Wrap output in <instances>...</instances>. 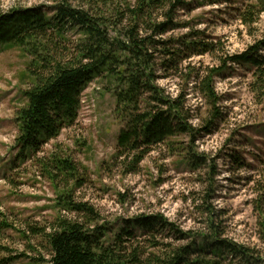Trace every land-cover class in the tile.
<instances>
[{
  "label": "clouds",
  "instance_id": "clouds-1",
  "mask_svg": "<svg viewBox=\"0 0 264 264\" xmlns=\"http://www.w3.org/2000/svg\"><path fill=\"white\" fill-rule=\"evenodd\" d=\"M175 3L164 0L138 18L129 9L138 8L140 0H0V46H8L5 35L14 40L43 31L52 42L45 54L53 64L45 77L56 81L61 74H75L70 87L54 89L46 105L49 125L33 133L35 140L54 137L49 145L60 144L56 151L72 162L74 171L57 182L59 189L53 187L69 202L57 209L58 219L43 237L24 240L14 238L13 230L0 233V244L10 249L0 250V257L23 252L12 264H35L40 256L41 264H56L51 241L74 226L78 238L69 237L71 246L87 253L93 264H174L182 249L191 254L214 248L226 250L224 258H216L220 264H264V129L244 127L264 124V0H185L195 11L178 6L174 23L199 19L176 31L156 32ZM14 9L21 11L9 15ZM72 9L104 17L103 37L75 22ZM136 25V40L165 41L193 32L185 43L213 47L203 56L183 59L184 49L176 44L178 66L173 68L161 67L167 57L157 54L154 66L144 70L156 78L145 74L130 92L128 81L120 82L110 70L129 64L134 69L128 53L113 45L128 44ZM26 62L8 67L5 57L0 87H17ZM89 67L94 71H85ZM130 97L133 102L126 103ZM22 124L13 132L0 130V168L27 149L17 139L24 135ZM68 134L72 140L83 137L91 151L71 140L68 151ZM201 156L206 160L197 159ZM254 196L260 199L246 208L240 204ZM27 216L35 219L28 212L11 221L16 230L27 233ZM243 249L251 251L245 255Z\"/></svg>",
  "mask_w": 264,
  "mask_h": 264
},
{
  "label": "trees",
  "instance_id": "trees-1",
  "mask_svg": "<svg viewBox=\"0 0 264 264\" xmlns=\"http://www.w3.org/2000/svg\"><path fill=\"white\" fill-rule=\"evenodd\" d=\"M102 2H107V0H102ZM164 0H140V6L136 9H129L133 15L143 16L146 13L148 8L153 6L162 5ZM185 3L183 0H176L175 4H172L167 19L162 21L160 24L155 26L156 32H169L175 23L173 21V16L175 14V9L178 6H183ZM16 11H21L19 9H14L9 12V15H13ZM70 14H74L73 19L75 22L81 24L88 29L90 34H95L96 36L103 37L104 33L100 29V24L104 22V17H90L86 13H78L77 10L72 9ZM122 16V14H120ZM139 25H136L129 32V43L125 44L123 41L114 43V47L128 53L131 60L134 62L133 65L129 64L127 67H121L119 72L113 68L111 69V74L117 76L120 82L128 81L130 85V92L134 89H138L140 86L141 78L147 74L156 78L154 72H145L144 70L149 69L154 66L155 61L157 60V53H160L164 56L170 57V61H163L161 64L162 67H165L167 62L173 64V60L177 57V52L172 51L168 44L165 41H154L151 37H147L143 40H136L134 36L137 32ZM155 34V33H154ZM63 35V32H61ZM4 39L5 45L0 46V50L5 47H18L22 52L27 54L29 57H33L27 64V76L30 81L28 88L24 91L25 104L17 111L16 121L17 125L22 124V130L24 131L23 136H18L17 139L24 142L27 145V149H22L23 158H31L37 165H39L42 174L47 176L49 180L59 189L58 181L61 178L67 179L70 174L74 171L73 164L70 160L62 159L60 154L57 151H52L49 154L40 156L39 158L34 159L37 153H45L44 147L48 145V141L54 139V137L42 138L40 140H35L33 133L39 129H42L49 125V120L46 111V105L50 98H53V91L57 86L68 88L71 86V81L73 79L74 73L61 74L56 81H53L50 77H45V73L49 72V69L53 67L52 60L50 59V53L45 54L49 51V45L52 43L45 32L43 31H33L32 33L23 34L17 36L14 40H9L5 35L2 37ZM186 48L194 50L199 55L207 53V51L212 48L210 45H203L202 43L191 42L183 43ZM149 47H155L157 49L156 53L149 52ZM204 48V51H200ZM67 51V48H65ZM202 52V53H201ZM113 63H119L121 65L126 64V61L114 60ZM59 71V69H57ZM85 71H94V68H86ZM119 100V98H117ZM134 97L128 98L125 102L132 103ZM56 135H59L57 131ZM194 140V139H193ZM192 140V142H193ZM125 142H127L125 140ZM199 160H205L204 157H197ZM11 184L14 183V180H11ZM77 186L80 185V182L77 181ZM69 197L66 195L59 196V206L61 204H67L69 202ZM65 211L67 209H64ZM58 216L54 219L57 220ZM63 223H67L64 221ZM3 213L0 211V232L11 228ZM46 227H38L35 225L28 224V231L34 237H43L46 231ZM77 229L72 226L67 228L64 232H61L59 237L54 238L51 241V246L57 250L56 264H93L92 258L84 252L74 249L71 246V240L69 237H76ZM23 238H27V233L20 231ZM214 243H219L216 241ZM186 247H191L186 246ZM244 254L247 255L251 249H243ZM226 253V250L223 248H214L211 251L205 249H199L194 251L191 254H187L184 250H181V255L174 260V264H181V261L184 264H220V260L216 259L217 257H222ZM213 257L211 261L200 259L199 257ZM43 259L38 260V264H41ZM0 264H7L2 263Z\"/></svg>",
  "mask_w": 264,
  "mask_h": 264
},
{
  "label": "rangeland",
  "instance_id": "rangeland-1",
  "mask_svg": "<svg viewBox=\"0 0 264 264\" xmlns=\"http://www.w3.org/2000/svg\"><path fill=\"white\" fill-rule=\"evenodd\" d=\"M185 3V0H183ZM195 2V0H193ZM183 7L187 8L189 11H195V8L192 7L191 4H184ZM203 15V14H201ZM199 17L194 18L193 20L187 21L183 24H177L175 23V27L171 29L170 31H176L179 30L181 27H187L191 23H195L196 20H198ZM196 35V33L188 32L184 33L182 35H178L176 37H169L168 40H166L171 47L170 49L173 51V47L176 44H180L181 47L184 49V55L183 59H191L192 56H203L206 53L199 55L196 51L190 50L189 48H186L183 43L192 36ZM207 39V37H206ZM197 43H202L203 45H209L204 43L203 41H193ZM211 46V45H210ZM213 47V46H212ZM204 51V48L202 50ZM202 53V52H201ZM161 57H167L160 53H157ZM5 57L7 59V66L12 67L16 60H27V62L23 65L22 70L19 72L17 77V87L14 88H5L0 87V130L7 129L9 132H13L16 129L17 121H16V115L17 111L24 106L25 104V97H24V91L28 88L30 81L28 79L26 70H27V64L30 61L28 59V55L22 52L18 47H5L0 50V75H2L3 68L5 66ZM157 57V55H156ZM170 57H167V59L161 60L160 63L163 61H170ZM165 67L173 68L178 66V60L177 57L175 60H173V64L168 63ZM161 66V64H160ZM162 67V66H161ZM188 67H192L191 65H188ZM23 84L24 87L20 88L19 85ZM16 92V95L12 97V100L8 102L7 105H5V101L9 96H12V93ZM227 95V94H226ZM245 130H259L264 129V124L262 123H252V124H246ZM247 140H251V137H246ZM68 140H71L72 144H75L76 147H80L83 145L88 151H91V148L88 147V141L83 139V137H78L75 140L71 139V135L68 134L65 136V142H64V148H66L68 151H71L70 145L66 142ZM231 141V136L228 137V141ZM195 141L193 140V143ZM2 146V145H0ZM60 148V144H52L51 146L48 144L44 147L45 153L49 154L52 151H56V149ZM12 151H15V148L12 149ZM217 156L219 157V152L217 153ZM22 152L19 153L18 156L13 157L11 160L8 161V164L4 165L3 168H0V211L5 216L6 221L12 225L11 228L5 229V230H13L16 232V237L19 239L27 240L29 238V235L34 237L31 232L27 231V238H23L22 234L20 233V230H16L14 228V224L11 222L13 220H19L20 216H22L24 213L31 212L34 214L35 219H33V216H27L25 218V224L26 226L28 224L35 225L38 227H44L48 226L51 221H54V219L58 216L57 215V209L60 208L59 206V196L53 192V187L58 189L47 176H44L42 174V171L31 158H23ZM206 160V156H202ZM230 160L233 159L231 155L228 157ZM235 159H240V157H236ZM18 169H23V171H18ZM212 173L216 174L217 169L215 166L212 168ZM11 180H14V183L11 184ZM253 177H248L247 180L249 183H251ZM231 182V180H230ZM46 189V191H45ZM46 192L48 194H46ZM212 190H209V197L212 196ZM122 196L124 193L121 194ZM259 197H253L252 200H242L240 201V204H243L246 208L249 204H252L254 201L259 200ZM53 201L56 203L53 204ZM237 208V212L242 214V209L240 208V205L237 204L235 206ZM255 207L253 208V212H255ZM220 212L224 215L227 214V209H221ZM46 215H43L45 214ZM11 218V219H10ZM215 218V214H214ZM31 221V223H29ZM240 223H244L243 220L240 221ZM28 229V228H27ZM5 230L1 231L0 233L4 232ZM23 232V231H22ZM0 250L3 251H10L6 246L3 244H0ZM25 253H19V256H3L0 257V261L2 263L12 264L13 261L18 259L19 257L24 256ZM226 256V253L222 255L220 258H224ZM43 259V256H40L38 258H34L35 264H38V260Z\"/></svg>",
  "mask_w": 264,
  "mask_h": 264
}]
</instances>
